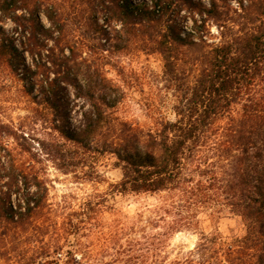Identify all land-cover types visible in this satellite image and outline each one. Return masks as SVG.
Returning a JSON list of instances; mask_svg holds the SVG:
<instances>
[{"label": "trees", "instance_id": "1", "mask_svg": "<svg viewBox=\"0 0 264 264\" xmlns=\"http://www.w3.org/2000/svg\"><path fill=\"white\" fill-rule=\"evenodd\" d=\"M76 25L79 43L67 38ZM133 47L160 56L173 120L119 117L102 66ZM0 81L44 114L36 144L62 174L96 182L93 161L111 155L121 170L111 195L159 196L153 231L121 244L123 228L97 224L105 198L78 210L49 202L21 159L23 133L0 120L19 147L0 144V264H264V0H0ZM200 215L237 217L244 235L201 231L171 260L172 234L196 232Z\"/></svg>", "mask_w": 264, "mask_h": 264}, {"label": "rangeland", "instance_id": "2", "mask_svg": "<svg viewBox=\"0 0 264 264\" xmlns=\"http://www.w3.org/2000/svg\"><path fill=\"white\" fill-rule=\"evenodd\" d=\"M40 20L43 25L48 26L43 17ZM69 21L74 23L71 18L66 22ZM4 27L7 30L11 28L9 23L4 24ZM212 32H215L214 27ZM67 38L73 43H79L82 36L78 27L68 32ZM82 57L87 58V55L83 54ZM26 60L30 64L28 57ZM103 64L105 76L118 87L120 93L121 106L118 114L121 119L143 128L152 126L155 116L173 120L168 104L170 101L161 83L162 62L159 55H146L133 47L123 53H114L112 59ZM19 86L12 84V89L0 87V120L12 124L23 133L26 143L22 140L17 143L28 146L31 151L30 154L22 155L21 159L33 166L34 172L46 181L49 202L65 204L67 210H78L84 202L94 204L105 198L101 207L97 209V224L103 232L109 234L111 231L113 235L116 230L123 228L126 238L124 236L119 240L121 244L131 240L140 241L142 234L152 232L147 222L153 218L150 211L159 203V196L111 195L110 186L121 179V170L113 156H100L98 160L93 161L95 170L100 174L97 184L87 181L89 177L86 178L87 180L84 179L82 173H79L80 169H77L75 174H62L40 154L36 142L46 138L44 114L33 112L34 107L18 96L15 87L20 90ZM64 107L67 108L66 105ZM71 124L74 125V121ZM0 144L7 145L9 149L19 150L11 139L3 140L2 135H0ZM199 221L196 232L172 234L166 251L171 260L178 257L179 252L191 250L201 231L206 234L212 231L218 232L227 240L239 239L244 235L241 220L234 216L222 215L214 220H208L200 215ZM111 250L114 253V244ZM109 259L110 257L104 256L102 260L109 261Z\"/></svg>", "mask_w": 264, "mask_h": 264}]
</instances>
